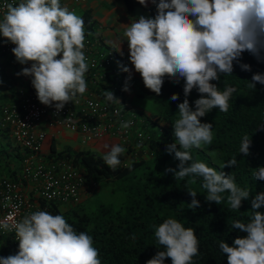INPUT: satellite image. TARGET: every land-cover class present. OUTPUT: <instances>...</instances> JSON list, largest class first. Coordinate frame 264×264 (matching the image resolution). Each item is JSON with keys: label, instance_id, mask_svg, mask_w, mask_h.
<instances>
[{"label": "clouds", "instance_id": "obj_1", "mask_svg": "<svg viewBox=\"0 0 264 264\" xmlns=\"http://www.w3.org/2000/svg\"><path fill=\"white\" fill-rule=\"evenodd\" d=\"M149 2L156 7L155 15L138 16L128 24L124 36L128 59L147 89L159 95L165 77L174 83L184 81V99L177 105L179 118L172 124L175 142L166 147L179 163L176 169L167 171L175 179L201 177L207 201L219 205L224 199L222 194L227 193L230 207L240 209L251 189L238 186L232 175L193 161L190 149L211 144L213 126L200 118L214 108L227 112L236 92L230 85L221 90L212 81L232 74L234 62L242 70L251 71L249 64L240 62L244 52L264 61V0H138L144 7ZM5 9L0 18V36L15 45L11 51L21 65L30 63L18 75L30 76L38 101L54 107L58 114L65 104L87 90L85 74L89 64L84 53L83 18L61 6L60 0H12ZM122 71L129 73L130 80L132 70L123 65ZM257 83L264 85V73H253L248 86L255 89ZM193 89L199 93L194 108L188 100ZM123 90H129L127 84ZM104 96L108 102L120 103L110 90H105ZM178 99V94L171 95L172 101ZM120 126L127 129L131 121H122ZM250 146V135L245 134L239 152L248 155ZM104 147L108 151L102 159L116 171L126 148L118 142ZM236 163L234 156L220 167H233ZM123 166L131 168L132 162ZM256 169L254 178L264 180V166ZM188 192L192 197L189 208L195 209L199 206L197 192ZM261 207L264 192L252 197L249 222L237 220L232 224L245 235L236 236L231 244L219 243L227 264H264V212L258 211ZM154 227L163 250L145 264H164L166 258L171 264H193V257L199 254L193 228L174 218ZM0 229L14 230L19 241L17 253L0 256V264H101L93 238L86 232H77L60 214L36 210L19 221H0Z\"/></svg>", "mask_w": 264, "mask_h": 264}, {"label": "trees", "instance_id": "obj_2", "mask_svg": "<svg viewBox=\"0 0 264 264\" xmlns=\"http://www.w3.org/2000/svg\"><path fill=\"white\" fill-rule=\"evenodd\" d=\"M123 1L129 10L140 5L138 0ZM147 11V16H154L155 5L150 2ZM83 20L86 30H92L88 17ZM240 62L249 64L251 71L242 70L234 62L232 74H223L219 81H212L221 90L230 85L236 88V92L229 101L231 106L227 112L214 108L200 118L201 122H209L213 126L211 144L190 149L193 161L204 162L232 175L238 186L251 189L249 198L242 201L240 209L230 207L227 193L222 194L224 199L219 205L207 201L201 177L175 179L173 173L167 171L169 168L176 169L179 163L174 153L166 151V147L175 142L172 124L179 118L177 105L184 99L183 79L174 83L165 77L161 93L157 95L144 86L140 76V94L153 102L155 109L145 112L142 124L148 126L149 123L151 127L148 126L145 131L147 136L144 142L138 144L137 138L131 136L124 143L126 152L120 159L130 155L131 168L121 164L116 171H112L102 159L103 154L82 148L56 150L50 144L47 156L71 157L74 163L81 166L85 179L98 175L117 193L115 200L98 201L91 208L78 205L81 201L64 208L50 202L53 215H62L77 232H86L93 238L101 264H145L157 251L163 250L156 240L154 226L168 218L177 219L185 227L194 229L199 241V254L193 257V264H227L219 243L225 241L231 244L236 236L245 235L232 228V224L237 220L249 222L251 199L256 193L264 192V180H257L253 176L258 166H264V85L257 83L255 89L248 86L253 73H264V61H258L250 53L244 52ZM0 71L6 75L1 63ZM122 73L125 74L124 71ZM173 93L178 94V100H171ZM198 97L196 89L188 96L193 108V102ZM245 134L250 135L251 139L248 155L239 152ZM3 135L0 142V175L15 176L22 150L18 145L11 144L5 126ZM234 156L237 163L233 167H220ZM188 191L197 192L199 206L195 209L189 208L192 197ZM258 211L264 212V207ZM16 253L17 249L9 237L0 240V256ZM164 264H171L170 258H166Z\"/></svg>", "mask_w": 264, "mask_h": 264}, {"label": "built area", "instance_id": "obj_3", "mask_svg": "<svg viewBox=\"0 0 264 264\" xmlns=\"http://www.w3.org/2000/svg\"><path fill=\"white\" fill-rule=\"evenodd\" d=\"M78 1L81 0H72ZM9 2L12 0H0V18L6 11L5 4ZM84 29V53L89 64L84 94H78L56 114L54 107L38 101L33 87H19L16 99L1 106V121L7 129V135L12 144L21 148L22 155L15 176L0 175V221H19L36 210L52 214L50 202L59 206L80 201L91 181V178L85 179L81 166L74 163L71 157L56 154L47 156V152L42 149L45 132L35 127L40 119L54 127L77 132L82 141L109 135L124 147L131 136L137 138L138 144L143 143L147 136L137 125L141 119L137 117L135 108L130 105L123 90L126 84L121 71V64L124 65L122 54L99 33L87 31L85 25ZM13 47L14 44L0 36V52L8 53L16 60L11 51ZM17 63L21 69L30 66V63ZM105 90L112 91L120 103L108 102L104 96ZM122 121H131V126L122 129ZM121 162L124 164L126 161L121 159ZM4 237H9L19 250L14 230L0 229V240Z\"/></svg>", "mask_w": 264, "mask_h": 264}, {"label": "crops", "instance_id": "obj_4", "mask_svg": "<svg viewBox=\"0 0 264 264\" xmlns=\"http://www.w3.org/2000/svg\"><path fill=\"white\" fill-rule=\"evenodd\" d=\"M60 2H62L63 7H67L70 11L79 9V16L83 19L84 17H88V21L92 24V31L99 33L100 36L107 42L114 43V36L120 38L121 44L124 42L125 46H122V49H120L121 51L118 52L122 54L125 65V55L128 57V43L126 41V37L124 36V32L128 27V24L138 17L135 12L136 7L141 6V9L143 8L142 10L147 9V7L136 5L129 10L126 8L123 0H81L78 2H72V0H60ZM141 15L143 14L141 13ZM4 55L5 54L0 53V58L4 57ZM12 60L14 61L15 59L11 55H8L4 65L0 62L6 72V75H4L5 80L3 81L2 77L0 78V88L2 89V92L0 91V109L5 103L16 99L17 89L19 87L26 88L29 87L28 85H31V77L23 74L18 75V73L21 72V68H19L16 60L14 62H12ZM128 68L132 70L135 76H138V82L136 84L138 85L140 74L135 72L134 68H132L130 64L128 65ZM128 82L131 83L130 80L127 81L125 78V84L129 85ZM10 84L12 85L10 86ZM35 127L45 132V139L42 141V149L49 154L51 143L55 148L53 141L54 133L61 132L64 135L62 130L65 128H58L49 125L44 119H40L36 122ZM3 129L4 125L1 121L0 115V142H2V138L4 136ZM104 136L114 138L109 135ZM71 137L73 138L72 134ZM99 138L85 142H95ZM113 144H117L116 138ZM105 151H108V149L106 148ZM64 206L66 205L61 204L58 207L62 208Z\"/></svg>", "mask_w": 264, "mask_h": 264}, {"label": "rangeland", "instance_id": "obj_5", "mask_svg": "<svg viewBox=\"0 0 264 264\" xmlns=\"http://www.w3.org/2000/svg\"><path fill=\"white\" fill-rule=\"evenodd\" d=\"M143 9V8H142ZM141 6H137L136 7V14L137 16H140L141 13L145 16L148 15V11L147 9L142 10ZM75 13L77 15H79V9L74 10ZM114 43L111 42L114 47L116 48L117 51H121L120 49H122V46L124 45L121 44V39L118 37H113ZM8 53L4 55V57L0 58V62L4 65L5 61L8 57ZM131 65V67L133 68L131 62L129 61L128 57L125 55V65L128 67V65ZM138 73V72H137ZM0 74L2 75V79L3 81L5 80L4 74L0 71ZM129 76V73L125 72V78L127 81H129V79H127ZM128 86L129 90L125 91V94L127 96V99L130 103V105H132L136 112H137V117H139V119H141L137 125L140 126V128L144 131H147L149 127H151V125L148 123L143 125L142 122L144 121V116H145V112L146 111H154L155 109V105L153 102H151L147 97L143 96L140 94L141 92V88L139 85H136L138 82V76L135 74H131V79ZM12 84H10L11 86ZM136 86V87H135ZM135 87V88H134ZM0 91L2 92V89L0 88ZM64 135L61 132H55L53 135V141L55 144V148L56 150L62 149L64 147H69V148H82V149H90L93 150L96 153H100V154H104L105 151V145H111L114 143L115 138H110L108 136H102L100 137L97 141L95 142H85L82 141L80 138V135L75 132V131H71L69 129H63L62 130ZM71 134L73 135V138L71 137ZM45 139V138H44ZM11 144H12V140L10 138ZM144 153V152H143ZM145 155V154H143ZM131 159L130 155H126V157L124 158V161H129ZM123 161V160H122ZM92 181V183H91ZM91 181L88 184V187L86 188V190L83 193V197L82 200L80 202L81 205L83 204L84 206H87L89 208L93 207L96 202L98 201H106V200H115L116 198V194L113 190V187H111V185L107 182L104 183L102 177L95 175V177H91ZM65 207V206H64ZM62 207V208H64Z\"/></svg>", "mask_w": 264, "mask_h": 264}]
</instances>
